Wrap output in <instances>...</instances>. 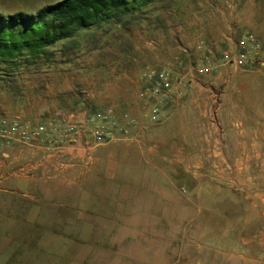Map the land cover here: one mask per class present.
Listing matches in <instances>:
<instances>
[{
	"label": "crops",
	"instance_id": "0c3cea01",
	"mask_svg": "<svg viewBox=\"0 0 264 264\" xmlns=\"http://www.w3.org/2000/svg\"><path fill=\"white\" fill-rule=\"evenodd\" d=\"M257 4L136 0L117 18L87 30L88 57L68 55L77 50L67 47L55 68H41L44 84H14L21 70H0V119L16 118L34 127L47 125L49 116L60 111L83 124L88 116L97 120L107 110L122 121L125 115L136 119L134 136L98 146L95 156L93 149L88 167L82 163L86 150L81 145L59 144L52 152L45 140H16L0 147L4 249H13V241L15 249H30L42 238L38 232L55 234L53 250L74 238L92 237L90 218L81 221L72 236L65 235L66 219L46 223L42 217L49 211L34 191L36 184L76 167L90 171L119 157L122 163L126 157L132 162L135 155L139 162L130 166L158 170L161 158L168 156L172 167L192 177L191 187L185 188L186 211L174 214V225L182 219L186 232L205 233L206 248H223L217 255H223L224 264H264V31L256 24ZM259 22L264 25V17ZM249 34L260 45L259 57L244 67L225 61L223 54L236 52ZM203 65L211 71L199 72ZM161 68L181 76L182 83L173 84L169 101L160 104L152 118L156 100L140 98L139 92L149 85L143 74ZM97 103L104 107L97 108ZM176 180L173 175L165 183L175 187ZM52 208L60 212L65 204L57 202ZM69 209L72 214L78 210L73 205ZM222 243H232L233 250ZM1 248L0 264L13 263L12 255L8 258Z\"/></svg>",
	"mask_w": 264,
	"mask_h": 264
},
{
	"label": "rangeland",
	"instance_id": "374dc122",
	"mask_svg": "<svg viewBox=\"0 0 264 264\" xmlns=\"http://www.w3.org/2000/svg\"><path fill=\"white\" fill-rule=\"evenodd\" d=\"M57 1L60 0H0V12L35 13ZM255 1L261 4H257L256 24L264 31V25L259 24V18L264 17V0ZM64 39L48 49L52 52L48 59H39L34 64L15 69L16 73L21 70L18 76L22 77L17 78L14 84H44L46 76L40 72L41 68L48 65L55 68L64 48L77 50L68 55L78 53L81 59L89 56V31L77 30L61 45ZM82 84L87 83L82 81ZM96 100L99 102L101 98ZM96 107L104 106L97 103ZM131 130L128 136H134L135 130ZM126 137L118 136L102 145H117ZM99 149L97 146L94 156ZM117 151L120 153L119 148ZM91 157L86 156L82 161L85 167L90 166ZM137 157L139 155L132 157V162L126 157L127 163H122L120 157L114 163L101 162L90 171L76 167L68 173H57L47 183L36 184L34 191L44 198L41 204L49 211L48 216L42 217L46 223L66 219L65 235L72 236L75 229L77 232L79 223L90 218L94 223L92 237L88 241L74 238L57 250L52 249L56 243L55 234L47 231L38 232L42 238L30 249H15L14 241L13 249H4L6 243L2 241L0 246L4 249V255L8 258L12 255L14 262L11 264H224L223 255H217L220 251L222 254L223 248H206L203 242H207L208 236L205 233L186 232L182 219H178L177 225H174V214L179 216L187 208L185 188L192 185L189 173L172 167L168 156L161 158V168L158 170L130 166L139 162ZM173 175L177 179L175 187L165 183ZM56 201L65 204L64 212L61 208L60 212L52 208ZM72 205L78 209L73 214L69 209ZM21 241L20 245L25 247L24 240ZM231 244L221 245H228L225 249L231 252ZM20 250L26 255H19Z\"/></svg>",
	"mask_w": 264,
	"mask_h": 264
},
{
	"label": "built area",
	"instance_id": "2783aa9c",
	"mask_svg": "<svg viewBox=\"0 0 264 264\" xmlns=\"http://www.w3.org/2000/svg\"><path fill=\"white\" fill-rule=\"evenodd\" d=\"M260 45L252 35H245L234 53H224L223 59L237 66L251 65L258 57ZM211 66H200L199 72L211 71ZM148 86L139 92L140 98L153 97L156 102L151 108V117L155 118L159 112V105L169 101L172 95L173 84H181V76H176L167 68L148 70L143 74ZM124 121L116 118L111 110L99 115L96 120L88 116L83 124L70 120L68 116L60 111H54L48 118L47 125L34 127L23 124L16 118L0 119V147L13 141L37 142L45 140L48 142V150L58 149L59 144L81 145L89 157L91 151L97 146L108 143L119 137L131 134V128L136 125V119L124 116Z\"/></svg>",
	"mask_w": 264,
	"mask_h": 264
},
{
	"label": "trees",
	"instance_id": "16d2710c",
	"mask_svg": "<svg viewBox=\"0 0 264 264\" xmlns=\"http://www.w3.org/2000/svg\"><path fill=\"white\" fill-rule=\"evenodd\" d=\"M135 1L60 0L35 13L0 12V70H15L39 59H48L52 54L48 49L58 40L73 37L77 30L87 31L117 18ZM18 252L26 255L22 250Z\"/></svg>",
	"mask_w": 264,
	"mask_h": 264
}]
</instances>
